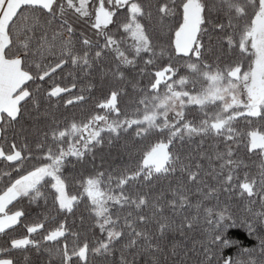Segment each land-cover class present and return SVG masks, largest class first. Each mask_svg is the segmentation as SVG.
<instances>
[{
    "label": "snow or ice",
    "instance_id": "obj_1",
    "mask_svg": "<svg viewBox=\"0 0 264 264\" xmlns=\"http://www.w3.org/2000/svg\"><path fill=\"white\" fill-rule=\"evenodd\" d=\"M261 128L264 0H0V233L26 230L0 246V264H18L16 251L24 264H245L224 254L238 243L229 222L259 241L247 264H264ZM241 143L261 157L242 180ZM73 161L92 165L79 195L64 172ZM81 197L89 219L74 228ZM233 198L249 215L237 219Z\"/></svg>",
    "mask_w": 264,
    "mask_h": 264
},
{
    "label": "trees",
    "instance_id": "obj_2",
    "mask_svg": "<svg viewBox=\"0 0 264 264\" xmlns=\"http://www.w3.org/2000/svg\"><path fill=\"white\" fill-rule=\"evenodd\" d=\"M166 42V41H165ZM226 62V61H225ZM64 71H67L66 69ZM61 76L60 72H57L56 74V78L59 82V77ZM136 79L139 81V83L141 85L147 84L148 82V77L145 76L143 78H141L140 76H136ZM68 82L67 79L64 80V83L62 84V86H64V84H66ZM134 93L132 92L131 88L129 87V96H132ZM125 100L128 99V97L124 98ZM79 108V106H77V109ZM207 111H212L213 108L209 107L208 109H206ZM79 114V113H78ZM189 118L191 119H195V120H200L203 118V116L200 114L199 109L198 108H191L189 110ZM256 123V122H254ZM234 127L237 128L238 131L244 130L247 131L248 130V124L245 120L241 119L238 120L236 123H234L233 125ZM261 130H264V128H261ZM129 137H127L126 139H129ZM143 142H138L137 143V147H141ZM213 141L211 138L208 139V141L205 144L206 148H211ZM233 146L236 148L237 150V155L239 158H242L245 161V165L241 166L240 168V176L239 179L242 180L243 179V173L244 172H248L249 174H256L259 171V164L261 161V157L260 154L258 152H256L255 150L253 151H248L244 144L241 143L240 145H235L233 144ZM223 146L221 145V148ZM115 150H113V154L112 157H105V163H104V167H108L109 164L113 163V157H115ZM125 159H127V154L125 153ZM115 163H120V160L118 157L115 158ZM96 164L99 165L100 164V154H97V159H96ZM74 165V166H73ZM114 166V164H113ZM4 167V165L2 163H0V169H2ZM92 171V165L91 163L85 164V165H81L79 163H76L75 161H73L72 163L66 165L64 172L66 175L69 176V180H68V193L69 195H79L81 192V188L79 186L78 181L82 178L83 175L88 174L89 172ZM236 182V181H234ZM42 191H44L48 196H49V205L51 206V194L48 193L47 188L42 189ZM228 194H221V203L226 202V196ZM192 199H195V196L192 197ZM245 201L246 198L244 199H237V198H233L230 203L232 205V212L236 215L237 219L239 220L240 217L249 215V213L246 212V207H245ZM43 201L41 200V203ZM26 207H30L31 210L33 212L38 211L36 205L34 204H28L27 201L22 202ZM214 203V201L212 202ZM88 204L89 201L87 200L86 197H81L80 201L76 204L75 206V211L73 213L72 216L69 217V221L71 222L73 219H75V225H73V227H77L80 224V216H84L85 220L87 221L89 219L88 217ZM18 204L13 203L11 205L12 209L15 210L16 207H18ZM256 208L260 207L259 204V200L257 199ZM189 215H191V210H189L188 212ZM32 217L29 216L27 219H31ZM26 222V221H25ZM55 223V222H53ZM51 226V225H50ZM26 231L23 226L21 225L20 227H14L12 229L11 233H7V235H5L4 233H0V246L6 247V240H8L11 236L12 233L15 232H23ZM97 234L98 233V230ZM262 233H264V229L260 230ZM7 232V230H6ZM188 235L190 237L188 243V247L191 248L192 246V240H198L201 238V232L199 229V226H194V228L192 230H190L188 232ZM92 237L90 236V239ZM175 238L179 239V235L175 234ZM226 239L229 240H234L237 241L238 243L236 244H231L226 246V248L224 249V254L225 255H230L232 254L234 259L238 260V261H244L245 264H247L248 258L249 256H256L257 260H259L260 258V254H259V241L256 239L255 235H250L248 230L240 225V224H234V223H230L229 222V226L226 229ZM173 239L172 236H169V240L171 241ZM255 247L257 250L254 253H240L239 255L236 254V250L238 247ZM197 247H199V245H197ZM30 256L33 260L36 259V254L34 252V250L30 249ZM12 255L15 256L18 264H24V253L16 251L13 252ZM119 257V252L117 251L116 253V258L118 260ZM198 256L196 252H192L190 253L188 259L195 261L197 260ZM200 259H202V255L199 257ZM46 259V257H45ZM91 259H93L95 261V264H105L104 260L101 257H92ZM129 259H131V257H129Z\"/></svg>",
    "mask_w": 264,
    "mask_h": 264
}]
</instances>
